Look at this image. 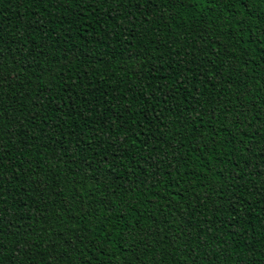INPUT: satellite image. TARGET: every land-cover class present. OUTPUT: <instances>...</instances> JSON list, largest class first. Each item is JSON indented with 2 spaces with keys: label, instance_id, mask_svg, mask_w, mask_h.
Wrapping results in <instances>:
<instances>
[{
  "label": "trees",
  "instance_id": "trees-1",
  "mask_svg": "<svg viewBox=\"0 0 264 264\" xmlns=\"http://www.w3.org/2000/svg\"><path fill=\"white\" fill-rule=\"evenodd\" d=\"M0 264H264V0H0Z\"/></svg>",
  "mask_w": 264,
  "mask_h": 264
}]
</instances>
